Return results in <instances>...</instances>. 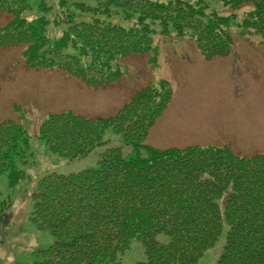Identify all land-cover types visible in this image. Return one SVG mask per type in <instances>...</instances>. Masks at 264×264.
<instances>
[{"label": "trees", "instance_id": "1", "mask_svg": "<svg viewBox=\"0 0 264 264\" xmlns=\"http://www.w3.org/2000/svg\"><path fill=\"white\" fill-rule=\"evenodd\" d=\"M94 1L95 9L77 4L88 21L76 22L72 15L67 22L55 21L69 28L53 39L48 20L27 18L28 0H0V12L12 17L0 27V50L23 46L30 71L75 78L90 90H102L121 82V61L156 53V35L188 38L205 58L231 55L236 15L218 14L216 3L232 11L258 3L237 28L264 38V0ZM155 84L111 118L65 110L41 124L40 138L53 154L70 161L108 144V131L121 135L135 153L127 160L122 149L110 148L98 169L39 181L30 221L36 231L49 232L54 244L34 254L36 264H120L136 241L146 251L147 262L141 264H198L225 229L217 264H264V154L240 157L227 146H149L175 96L169 83ZM14 112L20 118L19 109ZM29 148L18 120L0 124V174L11 171L13 189L26 177L15 170V160L26 163ZM2 201L1 213L9 209ZM162 235L169 238L167 245L158 242Z\"/></svg>", "mask_w": 264, "mask_h": 264}, {"label": "rangeland", "instance_id": "2", "mask_svg": "<svg viewBox=\"0 0 264 264\" xmlns=\"http://www.w3.org/2000/svg\"><path fill=\"white\" fill-rule=\"evenodd\" d=\"M28 1L31 9L27 18L48 20L53 39L63 36L69 28L68 23L56 26L55 21L67 22L70 15L75 16L76 22L89 20L87 14L79 12L78 3L91 9L97 7L94 0ZM213 8L222 16L236 15L230 30L235 42L231 55L205 58L188 38L156 35V53L121 61V82L102 90H90L75 78L30 71L22 59L23 46L0 50V124L18 120L30 146L26 163L20 158L15 160V170L26 176L17 188L10 186L11 171L0 174V197L9 204L7 211L0 212V264H36L34 254L54 244L49 232L36 231L30 221L32 198L37 194L39 181L54 174L69 176L98 169L101 155L110 148L122 149L127 160L135 153L121 135L108 131V144L87 157L74 161L59 157L40 138V126L51 114L71 110L88 118H111L143 88L164 81L170 84L175 96L152 131L149 146L154 147L155 143L158 149L165 150L227 146L240 157L264 154V38L254 31L247 33L237 28L249 18L255 5L249 4L239 11L224 9L219 3L213 4ZM11 21L8 13L0 12V27ZM153 29L157 30L155 26ZM156 56L154 66L150 63ZM16 108L20 118L14 112ZM226 235L227 229L198 264H217L224 254ZM158 242L167 245L169 238L159 236ZM145 262V247L136 241L120 264Z\"/></svg>", "mask_w": 264, "mask_h": 264}, {"label": "crops", "instance_id": "3", "mask_svg": "<svg viewBox=\"0 0 264 264\" xmlns=\"http://www.w3.org/2000/svg\"><path fill=\"white\" fill-rule=\"evenodd\" d=\"M150 138V137H149ZM153 145L152 146H154V147H156V148H159V147H157L156 145H155V143H152Z\"/></svg>", "mask_w": 264, "mask_h": 264}]
</instances>
